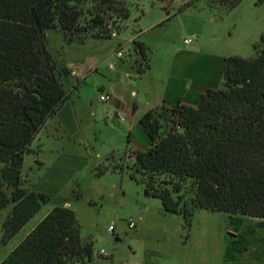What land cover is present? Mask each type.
<instances>
[{
    "label": "trees",
    "instance_id": "trees-1",
    "mask_svg": "<svg viewBox=\"0 0 264 264\" xmlns=\"http://www.w3.org/2000/svg\"><path fill=\"white\" fill-rule=\"evenodd\" d=\"M87 1L97 0H0V210L12 204L2 222L1 244L49 198L24 188L21 180L24 154L32 151L36 134L67 97L61 79L69 71L60 68L48 50L46 32L56 29L67 42L110 38L112 30L104 26L107 9L128 18L125 6L99 0L83 25L82 4ZM218 1L226 10L241 2ZM207 5L214 7L212 2ZM96 28L101 31L86 36ZM252 48L251 57L226 58L220 87L202 94L198 106L161 105L145 112L140 122L150 138L148 149L128 148L119 161L111 153L96 174L127 171L145 195L160 199L165 213L181 215L188 225L198 209L263 222L264 33ZM132 49L142 73L149 67L148 48L135 36ZM186 184L188 198L182 195ZM92 256V243L81 240L75 212L57 205L0 264H88Z\"/></svg>",
    "mask_w": 264,
    "mask_h": 264
},
{
    "label": "rangeland",
    "instance_id": "rangeland-1",
    "mask_svg": "<svg viewBox=\"0 0 264 264\" xmlns=\"http://www.w3.org/2000/svg\"><path fill=\"white\" fill-rule=\"evenodd\" d=\"M190 1L194 0H115V7L123 5L128 11L127 19L113 8L105 12L104 26L116 31L115 36L67 42L60 31L51 29L47 31L48 50L58 61L65 57L81 59L85 55L103 58L108 54L113 55L109 61H116L119 44H123L121 51L128 56L131 52L128 40L137 33L141 41L149 42V60H156L179 45L189 27L200 28L209 40L213 26L218 28L220 39L228 43V53L241 57L254 55L248 40L255 35L258 41L264 33V4L241 0L226 10L225 4L218 0H195L177 12L175 6ZM207 2L214 7L206 6ZM99 3L97 0L82 4L84 14L80 23L88 22ZM201 17L213 23L196 20ZM109 61L99 65L100 73ZM84 92L92 94L95 105L83 121V136L78 132L70 137L65 131L43 134L41 145L34 144L33 151L24 154L22 186L44 192L49 198L9 243H0V262L53 207L68 203L75 212L81 240L93 246L88 264H264V258L261 260L259 256L264 251V220L240 215L231 218L225 212L198 209L188 225L181 215L165 213L160 199L145 195L142 185L132 180L127 171L96 174L97 167L106 159L104 137L108 131L98 132L93 125L97 102L103 104L98 88L89 82ZM57 152L62 153L59 158ZM99 153L102 163H98ZM69 154H75L76 158H70ZM121 154L113 153L112 157L119 161ZM9 191L6 190L8 194ZM190 194L186 184L182 195L188 198ZM11 206L10 203L0 210V235ZM129 219L136 222L135 227H128ZM100 250L105 255H100Z\"/></svg>",
    "mask_w": 264,
    "mask_h": 264
},
{
    "label": "crops",
    "instance_id": "crops-1",
    "mask_svg": "<svg viewBox=\"0 0 264 264\" xmlns=\"http://www.w3.org/2000/svg\"><path fill=\"white\" fill-rule=\"evenodd\" d=\"M178 8L175 6V9ZM168 14L170 15L169 12ZM196 20H208L209 23H213L211 19L203 17ZM135 36L139 38L136 33L128 40L131 45L129 55L116 56V61H109L112 60L111 54L103 58L98 55H85L76 60L65 57L60 61L54 57L60 68L69 71L68 75L61 79L67 97L36 134L30 146L32 151L34 144L37 147L41 145L43 134L49 136L55 132L65 131L70 137L78 132L83 136V121L89 109L95 105L92 94L84 92L89 82L98 88L99 99L101 94L111 95L108 100L100 99L103 104L97 102L96 117L93 120L98 132L108 131V135L104 137L105 158L111 153H121L128 148L146 150L150 146V138L140 122L141 116L161 105L198 106L202 94L209 89L220 87L226 58L234 56L228 53L230 47L227 42L220 39L217 27H211L209 40L204 38L205 34L200 28L189 27L186 37L179 45L165 53L161 59L149 60L148 69L138 73L140 59L132 49V39ZM46 37L48 46L47 32ZM254 38L255 35L250 37L248 42L252 44L257 42ZM186 39L190 41L185 42ZM144 43L148 48L149 59V42ZM122 45L119 44L118 49H121ZM105 61H109V64L100 73L99 65ZM76 66L78 71L72 74L71 71ZM120 116L123 119H120ZM66 152L68 151H64L65 154ZM57 153L59 158L62 153ZM68 156L76 158L75 154ZM98 158V163H102L101 153L98 154ZM64 206L69 207L68 203ZM262 252L259 254L262 256L261 260L264 258Z\"/></svg>",
    "mask_w": 264,
    "mask_h": 264
},
{
    "label": "built area",
    "instance_id": "built-area-1",
    "mask_svg": "<svg viewBox=\"0 0 264 264\" xmlns=\"http://www.w3.org/2000/svg\"><path fill=\"white\" fill-rule=\"evenodd\" d=\"M116 34H117L116 31H113L112 32V36H115ZM189 41H190V39H186L185 40V42H189ZM115 54H116L117 57H123L124 56V54L122 53L121 49L116 50ZM77 69H78L77 66L74 69H72V71H71L72 74H76L77 71H78ZM110 96H111L110 94H101L100 95V99L101 100H108L110 98ZM120 119H123L122 116H120ZM135 225H136V222L133 219H129V221H128V227L133 228V227H135ZM109 229L111 231L113 230L112 225L109 226ZM99 254L100 255H105L104 250H100L99 251Z\"/></svg>",
    "mask_w": 264,
    "mask_h": 264
}]
</instances>
